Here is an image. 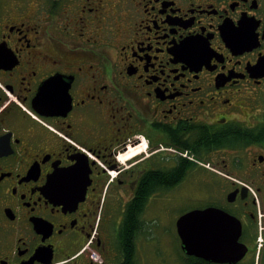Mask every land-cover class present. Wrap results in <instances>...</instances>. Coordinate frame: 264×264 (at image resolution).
Instances as JSON below:
<instances>
[{
    "label": "flooded vegetation",
    "instance_id": "1",
    "mask_svg": "<svg viewBox=\"0 0 264 264\" xmlns=\"http://www.w3.org/2000/svg\"><path fill=\"white\" fill-rule=\"evenodd\" d=\"M0 53V264H264V0H0Z\"/></svg>",
    "mask_w": 264,
    "mask_h": 264
},
{
    "label": "rangeland",
    "instance_id": "2",
    "mask_svg": "<svg viewBox=\"0 0 264 264\" xmlns=\"http://www.w3.org/2000/svg\"><path fill=\"white\" fill-rule=\"evenodd\" d=\"M152 243L144 242L141 249V264H182L180 243L176 232H155Z\"/></svg>",
    "mask_w": 264,
    "mask_h": 264
},
{
    "label": "water",
    "instance_id": "3",
    "mask_svg": "<svg viewBox=\"0 0 264 264\" xmlns=\"http://www.w3.org/2000/svg\"><path fill=\"white\" fill-rule=\"evenodd\" d=\"M214 213V209H208L206 211H204V214H207L208 216L213 215ZM187 216H183L179 219L178 225L180 228H182V226L185 224ZM179 235L182 239V248L183 250L187 251V253L189 254H194L197 256H201L207 259H218L220 252H222V249H218L215 247H207V246H195V240L198 238V234L196 233H192L190 235V237L188 238L186 233L183 230L179 231ZM216 236L210 232L208 234H206L205 238H199L200 240L206 239L207 241H211L213 239H215ZM190 239L192 241V246H189L187 243V240Z\"/></svg>",
    "mask_w": 264,
    "mask_h": 264
},
{
    "label": "snow or ice",
    "instance_id": "4",
    "mask_svg": "<svg viewBox=\"0 0 264 264\" xmlns=\"http://www.w3.org/2000/svg\"><path fill=\"white\" fill-rule=\"evenodd\" d=\"M235 32H240L241 29L239 28H235L233 29ZM0 58H3V54L0 53ZM51 90L53 92L59 93L61 92V90L66 91L67 90V86H63L61 83L57 82L56 80H52L49 81L48 84L44 87V89H42V97H45L47 95V91ZM74 169H68L66 171V173L62 174L64 175L68 182L69 185L71 184V181L73 179V174H74ZM56 181V177L52 178V183L54 184ZM206 225L201 222V221H197L195 219L192 218H186V224H185V228L189 231V232H195L199 229H203L205 228ZM220 242L224 245L228 244V238L227 235L224 233H221L219 236Z\"/></svg>",
    "mask_w": 264,
    "mask_h": 264
},
{
    "label": "trees",
    "instance_id": "5",
    "mask_svg": "<svg viewBox=\"0 0 264 264\" xmlns=\"http://www.w3.org/2000/svg\"><path fill=\"white\" fill-rule=\"evenodd\" d=\"M132 218H133V216L130 217V219H132ZM132 224H133L132 222L129 223V226L132 225ZM131 236H132V231H128V232H127V237L130 238ZM122 240L125 241L126 239L124 238V239H122Z\"/></svg>",
    "mask_w": 264,
    "mask_h": 264
}]
</instances>
